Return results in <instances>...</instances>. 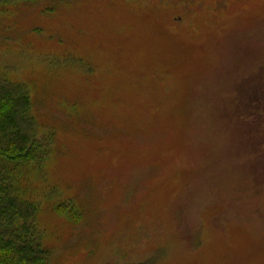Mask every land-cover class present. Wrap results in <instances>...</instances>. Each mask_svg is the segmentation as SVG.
Instances as JSON below:
<instances>
[{"label": "rangeland", "instance_id": "374dc122", "mask_svg": "<svg viewBox=\"0 0 264 264\" xmlns=\"http://www.w3.org/2000/svg\"><path fill=\"white\" fill-rule=\"evenodd\" d=\"M0 75L50 154L31 168L49 264H264V0H34ZM264 129V128H263Z\"/></svg>", "mask_w": 264, "mask_h": 264}, {"label": "trees", "instance_id": "16d2710c", "mask_svg": "<svg viewBox=\"0 0 264 264\" xmlns=\"http://www.w3.org/2000/svg\"><path fill=\"white\" fill-rule=\"evenodd\" d=\"M27 1L34 0H0V18ZM241 101L243 115L264 132V67ZM32 106L27 86L0 75V264H49L51 256L38 226L36 186L27 177L51 151Z\"/></svg>", "mask_w": 264, "mask_h": 264}]
</instances>
